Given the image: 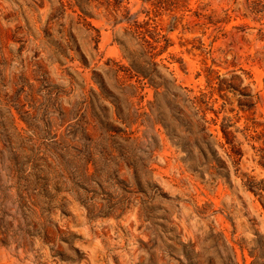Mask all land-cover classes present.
I'll return each mask as SVG.
<instances>
[{
    "label": "rangeland",
    "instance_id": "rangeland-1",
    "mask_svg": "<svg viewBox=\"0 0 264 264\" xmlns=\"http://www.w3.org/2000/svg\"><path fill=\"white\" fill-rule=\"evenodd\" d=\"M0 61V264H264V0H0Z\"/></svg>",
    "mask_w": 264,
    "mask_h": 264
},
{
    "label": "trees",
    "instance_id": "trees-1",
    "mask_svg": "<svg viewBox=\"0 0 264 264\" xmlns=\"http://www.w3.org/2000/svg\"><path fill=\"white\" fill-rule=\"evenodd\" d=\"M107 15L114 19V25L124 22L127 23V26L124 27L123 34L118 38V41L124 48L127 57L130 59V64L124 65L116 62L118 68L114 70L115 74H117L118 71L123 70L128 74V77L137 76V80L140 82L144 81L153 86L156 90V96H158V99L156 98L155 101H151L149 104H182V102H190L191 104L196 103L199 97L194 96L191 98L189 94L182 92L184 87L176 83L177 80L174 78L173 72L169 70V66L161 60H157L159 53L154 51L156 49V45L154 44L155 40H151L148 37V35H151L154 30L149 28L148 21L141 22L138 13L131 15H128L127 13L120 19H118L112 11L107 12ZM1 67L2 62L0 61V79L3 78ZM128 87L134 88L135 84H129ZM160 89H163V91L161 92ZM114 103L122 104L120 100H117ZM222 130L224 136L229 141L232 132L227 129L225 124L222 125ZM201 142L202 141H200V143Z\"/></svg>",
    "mask_w": 264,
    "mask_h": 264
}]
</instances>
